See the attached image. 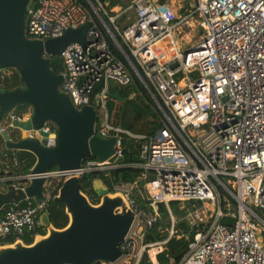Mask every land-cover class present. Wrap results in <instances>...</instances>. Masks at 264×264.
I'll use <instances>...</instances> for the list:
<instances>
[{
  "label": "built area",
  "instance_id": "built-area-1",
  "mask_svg": "<svg viewBox=\"0 0 264 264\" xmlns=\"http://www.w3.org/2000/svg\"><path fill=\"white\" fill-rule=\"evenodd\" d=\"M194 16L200 38L181 51L176 33L189 37ZM85 22V43L71 42L59 54L64 67L60 89L75 107L91 104L102 111L94 132L116 137L114 158H89L72 171L51 169L45 174V192L51 179L82 177L89 171L110 176L123 164L117 159L123 157L124 138L144 139L136 166L141 169L139 179L145 180L148 205H138L133 196L137 181L112 185L111 192L121 191L136 215L114 264H139L147 250L151 264H166L158 255L167 239L146 242L145 236L160 218L157 202L174 221L170 201H208L212 208L206 215L198 208L187 211L185 217L197 231L181 259L167 264H264V0H193L182 14L155 0H128L125 6L111 5L110 0H35L25 32L45 40ZM13 70L0 68V85ZM134 78L158 111L159 127L148 136L110 123L106 110L109 80L126 86ZM30 115L29 106L13 110L3 116L0 129ZM40 131L46 134L45 145L53 146L55 124L45 121L25 132L41 140ZM12 161L17 164L15 156ZM32 177L28 172L8 178ZM219 188L235 202L231 207L225 199L227 212ZM50 198L45 193L41 199L25 197L4 206L0 237L23 240L41 233L39 227L44 232L38 211ZM225 216L232 221L223 222ZM168 232L173 234V226Z\"/></svg>",
  "mask_w": 264,
  "mask_h": 264
},
{
  "label": "water",
  "instance_id": "water-1",
  "mask_svg": "<svg viewBox=\"0 0 264 264\" xmlns=\"http://www.w3.org/2000/svg\"><path fill=\"white\" fill-rule=\"evenodd\" d=\"M34 6L35 0H0V68H13L21 78L18 89L0 87V122L20 105L31 109L28 119H13L8 129H0L5 142L2 153L26 150L36 159L29 181L0 179V211L25 197L41 199L46 193L45 174L53 167L72 171L89 158H114L116 137L94 132L96 110L91 104L75 107L70 96L60 89L63 73H55L51 67L52 58L69 43H85L89 23L68 28L58 37L29 38L25 32L26 16ZM109 97L123 101L118 91L109 93ZM45 121L56 126L53 146L45 145L43 131L41 140L22 135L40 128ZM9 133H15L16 138ZM117 161L123 163L124 158ZM80 182L78 174L62 178L52 197L63 203L66 225L54 226L47 206L40 208L38 222L45 228L44 233L36 234L30 243L16 239L0 244V264H114L122 256L120 244L136 217L133 208L121 191H109L99 178L92 182L97 195L93 203Z\"/></svg>",
  "mask_w": 264,
  "mask_h": 264
},
{
  "label": "trees",
  "instance_id": "trees-1",
  "mask_svg": "<svg viewBox=\"0 0 264 264\" xmlns=\"http://www.w3.org/2000/svg\"><path fill=\"white\" fill-rule=\"evenodd\" d=\"M104 1V0H102ZM122 1L128 3V0H110V4L122 3ZM165 0H157L159 3H164ZM125 4V5H126ZM124 5V4H123ZM51 67L55 73H62L64 70L60 55H56L52 58ZM21 78L14 69L10 78L4 79L0 85L8 90L18 89L20 86ZM118 91L119 95L123 97L121 108L116 106V102L120 100L108 99L106 104V110L109 114V121L114 125H119L124 129L131 131L134 134H140L148 136L153 134L159 127V118L156 105L147 89L142 83L134 78V80L122 87H115L111 92ZM114 110L113 117L110 110ZM14 111H18L17 108ZM97 121L102 118V111L96 107ZM141 123V125H139ZM10 137L15 139V133H9ZM144 139H134L131 137H125L123 140V158L122 165L112 169L110 176H107L105 172L89 171L81 177V189L86 193L91 201L95 203L97 201V195L93 191L92 182L99 178L103 184L111 191L113 183H133L137 181V187L133 190V196L142 207L148 205L147 196L144 194V188L142 187L145 180L139 179L141 169L136 166L139 161V149ZM5 142L0 134V160L8 158L9 167L6 164L2 166L0 164V178L13 177L16 175H23L30 172L35 163V156L26 150H9L6 154L2 153ZM13 156L17 159L15 165L12 161ZM52 169H55L53 167ZM8 180H13L8 179ZM62 179H51L49 181V187L46 190V195L51 196L48 201L47 208L50 213V220L56 227H63L66 225L68 217L64 212V205L61 202H55L52 197L57 193V189L61 184ZM142 182V183H141ZM219 193L222 199L221 205L224 212H227L228 208L225 205V199L227 198L231 203V207L235 205L234 200L227 195V193L219 188ZM174 209L172 208V205ZM200 202L198 201H186L184 206L180 207L178 201H170L169 207L171 214L174 217V221L171 220L170 215L162 202H157L160 218L153 224L150 230L146 232V242H156L160 240L167 241L163 244V251L158 255V259L163 263H170L172 260L177 263L182 255L185 253L189 241L193 239L194 234L197 231V226L190 224L186 219V213L189 209L198 207ZM232 219L228 216L223 218V222H231ZM173 226V234L169 236V228ZM39 232H42L41 227L38 228ZM15 236L0 237V244L11 243L15 240ZM33 240L32 236L23 237V241L30 243ZM149 250H147L139 264H151L149 260Z\"/></svg>",
  "mask_w": 264,
  "mask_h": 264
},
{
  "label": "rangeland",
  "instance_id": "rangeland-1",
  "mask_svg": "<svg viewBox=\"0 0 264 264\" xmlns=\"http://www.w3.org/2000/svg\"><path fill=\"white\" fill-rule=\"evenodd\" d=\"M155 1H157V0H155ZM122 3L124 4V5L123 4L122 5L125 6L126 2L122 1ZM164 3L171 6V8L175 11L176 14H182L186 9H188L193 4V0H165ZM196 21H197L196 16L190 18L191 25L188 28L189 31L187 30L189 37L186 34H183L181 37H179V35L176 33L177 45L181 51H183L187 47H189L192 42H196L199 40L201 32H200V28L197 27ZM108 83H109V88L111 90H113L115 87H122L121 85L114 84L112 80H109ZM105 99H106V104H107L108 99L117 100V99H114V98L109 97V96H106ZM121 102L122 101H120L118 103L116 102V106L118 108H121L123 106L121 104ZM93 103L97 104V97L96 96H95ZM27 106L28 105H20L17 107V110L19 112H22L24 107H27ZM114 112H115L114 110H112V109L110 110L112 117L114 115ZM139 125H141V123H139ZM142 187L145 188V182H143ZM171 206L174 209L173 204ZM182 206H184V203L180 204V207H182ZM196 208H198L204 215H206V210L212 208V206L210 205V203L208 201H204V202H200L199 206ZM205 218L206 217L204 216V219Z\"/></svg>",
  "mask_w": 264,
  "mask_h": 264
},
{
  "label": "crops",
  "instance_id": "crops-1",
  "mask_svg": "<svg viewBox=\"0 0 264 264\" xmlns=\"http://www.w3.org/2000/svg\"><path fill=\"white\" fill-rule=\"evenodd\" d=\"M15 112L18 113L19 111H15ZM22 135H26V132H22ZM8 160H9L8 158L2 159V160H0V164L2 166H4L5 164H9L10 162ZM0 179H12V178L2 177Z\"/></svg>",
  "mask_w": 264,
  "mask_h": 264
}]
</instances>
